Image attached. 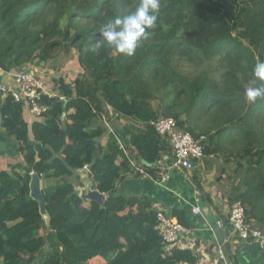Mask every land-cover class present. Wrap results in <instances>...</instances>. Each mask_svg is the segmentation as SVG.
<instances>
[{"label":"trees","instance_id":"16d2710c","mask_svg":"<svg viewBox=\"0 0 264 264\" xmlns=\"http://www.w3.org/2000/svg\"><path fill=\"white\" fill-rule=\"evenodd\" d=\"M134 2L0 0L5 72L71 47L83 69L72 85L60 78L58 93L42 97L41 120L28 124L11 93L0 105V144L12 140L14 157L22 155L9 170L0 168L1 264H196L193 249H166L150 199L118 192L129 176L160 178V153L170 149L150 124L160 116L194 136L205 134L204 154L236 161L241 188L232 200L264 229V101L249 104L245 97L247 85H257L253 66L264 62V0H161L156 25L128 57L104 43L100 29ZM214 57L217 75L174 65L201 67ZM109 112L133 124L136 155L113 138L106 150L100 144ZM132 160L144 173L134 171ZM84 168L106 196L104 205L84 200L69 180ZM32 173L46 183L45 216L30 195ZM166 214L188 225L182 208Z\"/></svg>","mask_w":264,"mask_h":264},{"label":"crops","instance_id":"0c3cea01","mask_svg":"<svg viewBox=\"0 0 264 264\" xmlns=\"http://www.w3.org/2000/svg\"><path fill=\"white\" fill-rule=\"evenodd\" d=\"M35 61L32 63L34 64ZM26 66L38 72L34 65ZM42 66L43 63H40ZM38 76L42 79L45 89L52 95L58 93L57 85L47 82L45 74L40 71ZM11 76L7 72H0V81L11 86ZM4 96L0 94V105ZM110 114L103 116L108 124L107 132L98 138L102 147L106 150L113 138L118 145L126 149V153L135 154L134 140L136 129L130 122L123 118ZM23 118L28 124L41 117L32 115L23 105ZM126 124V125H125ZM4 130L0 127V133ZM0 145H4L1 143ZM5 153L13 154L16 147L14 141L5 143ZM169 148V147H168ZM2 155V154H1ZM136 155V154H135ZM22 161V155L19 154ZM132 163L135 162L132 160ZM138 165L137 163H135ZM162 173L167 172L166 181L159 182L147 174L129 176L118 185V192L132 194L145 203V196L151 200V207L169 213L173 208H182L187 216L188 225L176 245L179 248H190L198 254L196 264H264V252L251 240L240 241L231 236L227 229V212L233 203V197L241 188L239 170L236 171V161L225 158L218 153L204 154L200 161L194 163L190 170L180 169L172 164L170 149L164 147L157 162ZM1 168V167H0ZM4 168V167H3ZM87 171L86 178L90 177ZM83 171V170H82ZM75 171L79 184L85 178L82 172ZM135 171V170H134ZM199 206L201 215H194L193 206ZM222 219V227H215L217 219ZM213 226V229L208 228ZM222 249V255L218 253V247Z\"/></svg>","mask_w":264,"mask_h":264},{"label":"built area","instance_id":"2783aa9c","mask_svg":"<svg viewBox=\"0 0 264 264\" xmlns=\"http://www.w3.org/2000/svg\"><path fill=\"white\" fill-rule=\"evenodd\" d=\"M0 72H5L1 66ZM9 75L12 77L14 85L10 87L0 81V94L5 96L7 93H11L14 100L21 102L32 115L41 117L47 109V106L42 102V97L52 95L45 89L42 79L31 68L13 70L9 72ZM150 124L155 132L169 144L173 166L190 170L195 162L203 158L204 147L207 144L205 134L194 136L188 130L179 127L172 117L160 116L150 121ZM121 148L124 147L121 146ZM135 171L144 173L139 165H135ZM168 177L167 172L161 173L158 181H166ZM191 211L194 215H201V209L197 205L193 206ZM156 217V228L166 249L176 246L181 235L186 231L185 226L162 210L157 211ZM227 223L229 226L228 232L231 236L240 241H254L264 252V229L255 226L253 222L246 218L245 208L241 201L237 200L231 204L227 212ZM223 224V220L219 218L214 226L220 228ZM208 228L213 229V226L208 225ZM218 253L220 256L222 255L220 246L218 247Z\"/></svg>","mask_w":264,"mask_h":264},{"label":"clouds","instance_id":"9594fccd","mask_svg":"<svg viewBox=\"0 0 264 264\" xmlns=\"http://www.w3.org/2000/svg\"><path fill=\"white\" fill-rule=\"evenodd\" d=\"M160 0H140L135 8L125 15L108 20L100 29V37L117 54L131 57L148 35V30L157 23ZM100 46L97 43L96 47ZM257 85L245 91L249 104L264 101V62L256 63L252 69Z\"/></svg>","mask_w":264,"mask_h":264},{"label":"rangeland","instance_id":"374dc122","mask_svg":"<svg viewBox=\"0 0 264 264\" xmlns=\"http://www.w3.org/2000/svg\"><path fill=\"white\" fill-rule=\"evenodd\" d=\"M160 2H161V0H160ZM139 3H140V0H135V2L133 3V5L131 6L130 9H127L126 11L119 9L116 11V14L118 16H122V15H125V14L131 12V11H134ZM77 55H78V51L73 47H71L67 53L60 50V49H57V51L53 55V58L50 61H47V62H43V61L41 62L40 61L39 62L38 60H36L35 63L32 65H34V68H36L39 73H40V71H42V73L45 74L46 78H47V76H49V79L47 78V82L50 84H53L54 87L57 85V81L60 78L63 81L70 83L72 85L73 79L76 76L83 74V69L77 61ZM40 63H43V65L41 66ZM174 65H175V67H177L180 71H182L184 73L196 72V71L203 70L204 72H207L208 74H213V75L218 74L217 57L205 60L201 67H192L191 65L187 64L186 62L178 61V60H176L174 62ZM26 68L28 69V67H26ZM38 72H36V73L38 74ZM250 87H252L251 84L247 85V89ZM102 120H103L105 125H108L105 123V118L102 117ZM124 121L127 122V120H124ZM3 148H5V145H0V151L4 150ZM18 161H21V157L19 155L13 157V155H9L7 151L5 153H2V155H0V167L1 168L4 167V169L9 170L10 165L12 163H15ZM82 170H81L82 172L80 175H82L86 179V176H84V175H87V171L85 169H82ZM75 176L76 175L74 173L72 176H69L68 178L70 181L73 182V184L75 185V188L79 192H81V188L83 185L81 183L79 184V180ZM40 183H41V187H43L46 184L45 180H42V179H41ZM83 199L87 201V199H85V198H83ZM94 263H96V261ZM0 264H1V261H0Z\"/></svg>","mask_w":264,"mask_h":264},{"label":"water","instance_id":"95a60500","mask_svg":"<svg viewBox=\"0 0 264 264\" xmlns=\"http://www.w3.org/2000/svg\"><path fill=\"white\" fill-rule=\"evenodd\" d=\"M88 179V180H87ZM41 179L36 173L31 174L30 182H29V188H30V195L37 200L39 203V208L41 213L45 216V208H44V197L41 190ZM83 185L81 188V192L78 191L79 195L82 198H85L87 200H94L97 201L100 205H104L106 196L103 193H100L98 190L92 188L91 181L87 177L84 178L81 182Z\"/></svg>","mask_w":264,"mask_h":264}]
</instances>
